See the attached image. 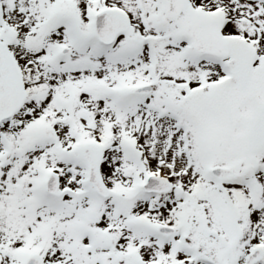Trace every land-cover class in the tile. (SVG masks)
<instances>
[{
	"label": "snow or ice",
	"instance_id": "snow-or-ice-1",
	"mask_svg": "<svg viewBox=\"0 0 264 264\" xmlns=\"http://www.w3.org/2000/svg\"><path fill=\"white\" fill-rule=\"evenodd\" d=\"M0 264H264V0H0Z\"/></svg>",
	"mask_w": 264,
	"mask_h": 264
}]
</instances>
